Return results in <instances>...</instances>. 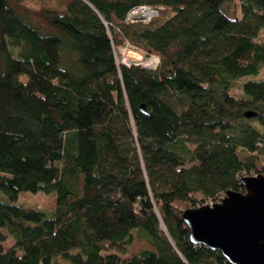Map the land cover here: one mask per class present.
I'll use <instances>...</instances> for the list:
<instances>
[{"label":"trees","instance_id":"trees-1","mask_svg":"<svg viewBox=\"0 0 264 264\" xmlns=\"http://www.w3.org/2000/svg\"><path fill=\"white\" fill-rule=\"evenodd\" d=\"M260 69L264 0H0V264H229L181 213L263 172Z\"/></svg>","mask_w":264,"mask_h":264},{"label":"water","instance_id":"water-1","mask_svg":"<svg viewBox=\"0 0 264 264\" xmlns=\"http://www.w3.org/2000/svg\"><path fill=\"white\" fill-rule=\"evenodd\" d=\"M140 110L145 113L143 104ZM239 184L242 191L226 189L215 204L186 208L181 221L192 244L216 250L227 263L264 264V169L239 178Z\"/></svg>","mask_w":264,"mask_h":264},{"label":"rangeland","instance_id":"rangeland-1","mask_svg":"<svg viewBox=\"0 0 264 264\" xmlns=\"http://www.w3.org/2000/svg\"><path fill=\"white\" fill-rule=\"evenodd\" d=\"M26 3L31 8H36L39 5H46L49 7H55L58 6V0H26ZM115 51V58L117 62L120 63H134V62H144V57L141 55V53L138 50L130 49L128 47H122L119 51ZM256 77L264 78V69H260V71L255 75V77L247 76L245 78L247 79H254ZM232 94L238 95V89L235 86H233L231 90ZM253 125L254 122H251ZM243 152H239L240 155H242ZM264 155H258L257 156V166L262 168V165L264 164ZM19 202H21L23 205L27 206H33L38 209H43L47 212H51L53 210V205L55 201V197L51 194H43V193H20L19 195ZM195 197L197 200H202L201 195L199 193L195 194ZM18 202V203H19ZM12 239L8 235H5V238L3 240V248L7 249L12 244ZM144 246L143 240H140L137 236L135 237L134 241L131 243V245L128 248V251L132 253L133 251H138L140 248ZM129 254V252H128Z\"/></svg>","mask_w":264,"mask_h":264},{"label":"built area","instance_id":"built-area-1","mask_svg":"<svg viewBox=\"0 0 264 264\" xmlns=\"http://www.w3.org/2000/svg\"><path fill=\"white\" fill-rule=\"evenodd\" d=\"M158 7H150L146 5L132 7L126 14V21H141L147 22L150 19L154 18L158 14ZM142 55V54H141ZM144 62H134L126 64H140L143 67L154 69L158 63V57L154 55H149L144 58ZM124 63V62H123ZM208 205H212V202H208Z\"/></svg>","mask_w":264,"mask_h":264}]
</instances>
